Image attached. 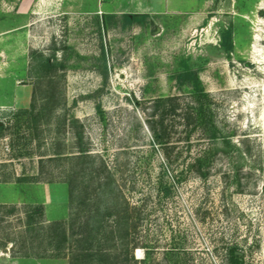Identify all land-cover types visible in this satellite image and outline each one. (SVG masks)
I'll use <instances>...</instances> for the list:
<instances>
[{"label":"rangeland","instance_id":"374dc122","mask_svg":"<svg viewBox=\"0 0 264 264\" xmlns=\"http://www.w3.org/2000/svg\"><path fill=\"white\" fill-rule=\"evenodd\" d=\"M0 125V264L58 253L45 202L122 264H264V0H0Z\"/></svg>","mask_w":264,"mask_h":264},{"label":"trees","instance_id":"16d2710c","mask_svg":"<svg viewBox=\"0 0 264 264\" xmlns=\"http://www.w3.org/2000/svg\"><path fill=\"white\" fill-rule=\"evenodd\" d=\"M137 16L134 14H124V18L128 19L129 21H133ZM57 63H52L50 58H43L40 60V68L44 71H51L56 67ZM193 96L195 99L196 107L193 108L195 112H192L191 119L199 126H202L204 130H209L213 127L212 119L210 114L208 113L209 104L207 102L208 95L203 90V88L200 86L199 82H194V91ZM168 101H173V99H166V98H160L156 101H154V106L156 109H158L159 106L167 105L165 108L168 112L175 111L176 106L175 105H168ZM165 112V110H164ZM22 113H30L29 109L23 110ZM161 125H162V131H157V129L153 128L154 136L156 140L159 143L164 144L165 141L162 137V132H164L163 127V115L161 119ZM210 126V127H209ZM2 126L0 125V130ZM164 130V131H163ZM212 135L214 137L213 129ZM81 139V136L79 137ZM79 154L70 156L72 157V160L77 161H83L87 157H90L89 150L85 148L84 146H80L79 148ZM61 155V154H60ZM49 182H52V180H48ZM69 185V195H73V186L74 182L73 180L68 181ZM27 217V225L28 228H33L34 225H39L43 230L49 231L50 234H47L50 238L51 243H58L56 246L57 248V254H45L41 256L36 257H63L67 258L69 261V264H122L120 263V260L117 262L113 261L112 258L118 260L120 257V254H117L115 257H112L107 249L105 247L99 246L97 249H94L93 243L95 242L97 236H100L103 232V226L98 224H94L91 222V220H87L84 223H82L79 226V230H76L77 221H55L51 222V224L43 226L44 224V206L42 204H37L35 206L29 207V210L26 212ZM35 230V229H34ZM113 238H116V236L119 238L120 235L117 230L115 231L113 228L108 231ZM80 233V235H84V238L82 240L76 238V236ZM117 234V235H116ZM92 236V237H91ZM45 240V239H41ZM94 241V242H93ZM85 242V245L82 246V244ZM91 242V243H90ZM93 242V243H92ZM81 245V246H80ZM60 247V248H59ZM69 251L70 253L61 252V251ZM53 249H49V251ZM48 251V250H45ZM232 256L236 257V254L232 253ZM127 259V258H126ZM236 259H234L235 261ZM109 261V262H108ZM113 261V262H110ZM126 260H124L123 264Z\"/></svg>","mask_w":264,"mask_h":264},{"label":"crops","instance_id":"0c3cea01","mask_svg":"<svg viewBox=\"0 0 264 264\" xmlns=\"http://www.w3.org/2000/svg\"><path fill=\"white\" fill-rule=\"evenodd\" d=\"M57 201H59L57 199ZM45 206H46V209L44 210V213L46 215V217L48 216L49 217V211H48V204L47 202L44 203ZM58 206H60V204H58ZM60 210V208H59ZM63 215H61L60 217H62ZM47 217V218H48ZM58 215L57 217H54L53 219H56V218H60ZM51 218V219H49ZM48 220H53L52 217H49ZM31 261H33L31 264H69V261L67 258H63V257H36V258H30Z\"/></svg>","mask_w":264,"mask_h":264},{"label":"bare ground","instance_id":"6f19581e","mask_svg":"<svg viewBox=\"0 0 264 264\" xmlns=\"http://www.w3.org/2000/svg\"><path fill=\"white\" fill-rule=\"evenodd\" d=\"M138 253L140 254V250H138ZM140 256V255H139Z\"/></svg>","mask_w":264,"mask_h":264}]
</instances>
